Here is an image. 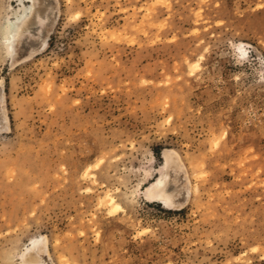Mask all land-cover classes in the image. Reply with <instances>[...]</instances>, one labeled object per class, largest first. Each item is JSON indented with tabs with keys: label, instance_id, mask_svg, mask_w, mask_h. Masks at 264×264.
<instances>
[{
	"label": "rangeland",
	"instance_id": "1",
	"mask_svg": "<svg viewBox=\"0 0 264 264\" xmlns=\"http://www.w3.org/2000/svg\"><path fill=\"white\" fill-rule=\"evenodd\" d=\"M57 2L13 62L0 0V264H264V0ZM167 149L176 210L143 196Z\"/></svg>",
	"mask_w": 264,
	"mask_h": 264
},
{
	"label": "bare ground",
	"instance_id": "2",
	"mask_svg": "<svg viewBox=\"0 0 264 264\" xmlns=\"http://www.w3.org/2000/svg\"><path fill=\"white\" fill-rule=\"evenodd\" d=\"M14 11H10L1 27L2 44L8 52H15L13 62L28 58L45 51L48 47V36L59 18L57 0H16ZM1 25V24H0ZM240 53V52H239ZM4 88L0 83V131L8 128V118L4 107ZM165 164L155 178L143 190L144 198L157 202L166 209H180L188 201L190 188L186 173L178 156L171 150L163 152ZM112 196H107V205H114ZM116 205V204H115ZM32 250L21 255L24 264L38 262L49 264L44 236L31 239Z\"/></svg>",
	"mask_w": 264,
	"mask_h": 264
}]
</instances>
